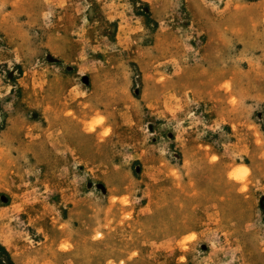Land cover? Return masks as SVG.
I'll return each instance as SVG.
<instances>
[{
	"label": "rangeland",
	"instance_id": "obj_1",
	"mask_svg": "<svg viewBox=\"0 0 264 264\" xmlns=\"http://www.w3.org/2000/svg\"><path fill=\"white\" fill-rule=\"evenodd\" d=\"M0 264H264V0H0Z\"/></svg>",
	"mask_w": 264,
	"mask_h": 264
},
{
	"label": "trees",
	"instance_id": "obj_2",
	"mask_svg": "<svg viewBox=\"0 0 264 264\" xmlns=\"http://www.w3.org/2000/svg\"><path fill=\"white\" fill-rule=\"evenodd\" d=\"M0 251H1L2 253H6V251H5V249H4L3 247H0Z\"/></svg>",
	"mask_w": 264,
	"mask_h": 264
}]
</instances>
